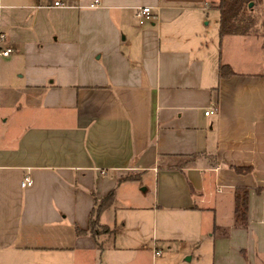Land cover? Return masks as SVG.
Segmentation results:
<instances>
[{
    "label": "crops",
    "instance_id": "0c3cea01",
    "mask_svg": "<svg viewBox=\"0 0 264 264\" xmlns=\"http://www.w3.org/2000/svg\"><path fill=\"white\" fill-rule=\"evenodd\" d=\"M54 1L0 0V264H264V72L223 62L217 0Z\"/></svg>",
    "mask_w": 264,
    "mask_h": 264
},
{
    "label": "trees",
    "instance_id": "16d2710c",
    "mask_svg": "<svg viewBox=\"0 0 264 264\" xmlns=\"http://www.w3.org/2000/svg\"><path fill=\"white\" fill-rule=\"evenodd\" d=\"M251 3V5H250ZM215 8L219 12L218 34L222 39L230 35L260 38L264 41V0H217ZM232 73L229 65L221 64L219 74L221 77ZM238 172H246L249 166L234 165ZM113 197L110 191L98 205V210L108 205ZM235 222L244 225L247 219L248 189L240 188L235 191ZM92 232H96L98 225L95 219L90 220ZM105 229V228H104Z\"/></svg>",
    "mask_w": 264,
    "mask_h": 264
},
{
    "label": "rangeland",
    "instance_id": "374dc122",
    "mask_svg": "<svg viewBox=\"0 0 264 264\" xmlns=\"http://www.w3.org/2000/svg\"><path fill=\"white\" fill-rule=\"evenodd\" d=\"M208 12L211 13L210 10ZM208 19L210 22L208 32L212 39L210 41L207 39V41L209 45L211 44L213 51H216L218 45L216 25L212 20V16H209ZM221 58L223 62H230L232 68L239 72H264V41L253 37L227 36L221 44ZM100 228L104 229V227ZM161 246V254L158 256L156 264H178L179 261L187 260L189 242L183 241L178 252L177 243L168 241Z\"/></svg>",
    "mask_w": 264,
    "mask_h": 264
},
{
    "label": "built area",
    "instance_id": "2783aa9c",
    "mask_svg": "<svg viewBox=\"0 0 264 264\" xmlns=\"http://www.w3.org/2000/svg\"><path fill=\"white\" fill-rule=\"evenodd\" d=\"M53 5L54 6L60 5V1H58V0L54 1ZM134 16H135L136 22L140 26L144 25L146 22L152 20V18H153V14L151 12V9L148 6L138 7L135 11ZM2 38H3V35H0V40ZM10 51H11L10 49H6L4 51H0V53L3 55H7ZM212 111H213L212 108H210V109L205 110L204 112H205V114H208L209 112H212ZM31 182H32L31 177L29 175H25L23 180L21 181V185H23V186L29 185V184H31ZM218 189H219V187H218ZM154 253L156 255L161 254V250L155 249Z\"/></svg>",
    "mask_w": 264,
    "mask_h": 264
},
{
    "label": "water",
    "instance_id": "95a60500",
    "mask_svg": "<svg viewBox=\"0 0 264 264\" xmlns=\"http://www.w3.org/2000/svg\"><path fill=\"white\" fill-rule=\"evenodd\" d=\"M250 5H251V3H250Z\"/></svg>",
    "mask_w": 264,
    "mask_h": 264
}]
</instances>
